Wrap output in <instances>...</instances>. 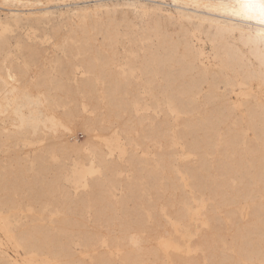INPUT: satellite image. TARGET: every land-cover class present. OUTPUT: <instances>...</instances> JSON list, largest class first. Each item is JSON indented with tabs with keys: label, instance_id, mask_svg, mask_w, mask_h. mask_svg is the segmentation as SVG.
I'll return each instance as SVG.
<instances>
[{
	"label": "bare ground",
	"instance_id": "6f19581e",
	"mask_svg": "<svg viewBox=\"0 0 264 264\" xmlns=\"http://www.w3.org/2000/svg\"><path fill=\"white\" fill-rule=\"evenodd\" d=\"M67 1L73 2L0 0V5L9 7L7 21L31 26L56 13L51 3ZM91 1L84 2L80 12L71 9L57 19L66 20V29L60 23L51 26L52 50L58 40L67 50L78 49L79 58L70 64L57 53L43 57L49 46L37 51V43L23 42L17 35L19 57L23 62L36 60L30 69L20 64L0 25V135L7 132L14 139L10 160L17 165L13 180L4 182L0 155V264H264V22L259 10L244 12L240 0ZM142 1L149 3L147 9L139 4ZM12 5L32 9L19 13L11 10ZM140 11L142 29L148 30L151 23L154 38L142 45L141 56L136 58L128 44L119 50L118 25L125 20L130 24V16L136 17ZM235 33L244 48L228 38ZM67 36L76 40V46L66 42ZM202 36L213 42V60L207 63L199 60L196 47ZM204 83L207 92L198 102L196 95ZM238 84L256 101L241 99L233 105ZM254 85H259L262 93L257 94ZM142 92L152 103L167 104L166 112L176 111L187 130L174 131L168 113L156 121L153 114L150 118L137 112L133 101L141 99ZM87 104L90 108L82 110ZM60 105L65 108L58 110ZM204 105H208V113L203 120L177 112ZM231 115H235V122L225 123ZM115 121L126 132L138 126L139 139H133L143 146L153 141L159 167L151 169L147 165L152 158L131 151L127 158L138 166L130 177H124L118 174L120 162L108 160L101 152L103 178L94 184L96 194L74 197L63 184L64 199L55 202L62 215L51 224L44 206L67 168L70 152L90 144L94 133ZM74 125L86 137L81 142L69 140ZM244 129L252 132L246 140L241 136ZM175 136L196 152V160H177L172 143ZM27 137L41 139L40 148L31 156L22 146ZM208 152L215 154L212 159ZM199 167L207 173L201 174ZM163 169L171 171L164 188L179 189L191 209V215L183 206L168 212L176 222L173 228L163 216L160 192L155 191L147 201L138 194L140 179L148 177L150 189L156 188L154 176ZM27 170H33L29 178ZM14 189L23 193L25 209L26 204L32 206V213L15 229L6 223L5 216V212L11 214L6 207L16 208V199L6 195ZM166 203H170L168 199ZM87 204L92 206L90 217L82 216ZM119 211L129 219L120 218L117 227L108 229ZM147 213L153 216L149 226L142 216ZM198 213L208 217L206 231L196 224ZM72 215L80 219L79 226L62 235L60 230L69 226ZM186 226L194 237L187 242L195 249L193 257L188 250L180 252ZM74 235L82 244L80 253L89 255L86 263L74 251ZM115 248L121 250L119 257L113 253Z\"/></svg>",
	"mask_w": 264,
	"mask_h": 264
},
{
	"label": "rangeland",
	"instance_id": "374dc122",
	"mask_svg": "<svg viewBox=\"0 0 264 264\" xmlns=\"http://www.w3.org/2000/svg\"><path fill=\"white\" fill-rule=\"evenodd\" d=\"M73 2L67 1L66 3L61 4H53L51 3L50 6L53 7V10L56 12L53 15H51L48 19H41L38 23H32L31 26H27L24 22H17L16 24H13L10 21H7V9L9 8L8 5H0V25L3 26V29L5 30L6 34L9 36V39L12 43L11 48L14 54V58L16 61H18L20 64L23 63L26 67L29 69L31 67H35L36 60L33 58H27L26 61L23 62L21 59V55L19 57V50L21 49L20 45L15 44L16 36H22L21 41L30 40L31 43H37V51L43 50V48H46L45 52H42V56L45 57L47 53L53 55L59 54L62 58V61L64 63L70 64L72 60H76L79 58V52L76 47L74 49H66V45L61 40H58L56 44L54 45L53 50L50 48V41L52 39L51 35V26L52 24H58L60 23L61 27L63 29L67 28L66 20L61 19L60 21L57 20L61 17H64L68 14V12L71 9H77L78 12H80V7L85 4L84 2H89V0L83 1L79 0L78 3H76V0H72ZM91 1V0H90ZM92 3V1L90 2ZM89 3V4H90ZM143 6L144 9H147L149 7V3L147 1H142L139 3ZM59 5V6H58ZM65 5V6H64ZM32 8H26L22 6H11L12 11H16L19 13H24L25 11L29 12ZM143 15V12H139L136 17L133 15H129L130 19H132V22L129 24L128 21H121L118 25L120 29L119 33V39L122 42V45H119V50L123 51V49L126 47V44L131 46L133 54L136 56V58H139L142 53V45L147 42H151L152 34L154 33V30L152 28V24L150 23L147 27L148 30H143L140 23V17ZM126 23L128 24V27H126ZM242 32H245V29L242 30ZM149 34V36H148ZM238 34H231L228 36L231 42L238 45L240 48H244L243 45L237 40ZM202 39L196 42V47L199 50V60L202 62H210L213 60V42L202 36ZM66 42L70 45L71 43L76 46V40L73 39L70 36L66 37ZM98 39H96V42ZM51 51H50V50ZM51 52V53H50ZM57 53V54H56ZM22 54V52H21ZM124 62V60H123ZM222 85H220L221 87ZM143 91V88H141ZM254 90L257 92V94L262 93V88L258 85H254ZM207 92L206 84H202L200 91L196 95V100L200 102L203 98V94ZM142 98L138 101H133L134 105L136 106L137 112H141L144 115H149L150 118L154 116L156 121H159L162 119L164 113H168V118L170 121V125L172 129L176 132H179L180 130H187V127L182 121V117H176V111H167V107L164 103L162 105H158L155 103H152L151 99L145 94V92H142ZM241 99H249L253 102L256 101V99L252 96H250L247 88L244 85H236L234 87V93L232 95L231 102L234 105H238L240 103ZM70 103H74V101H70ZM160 103V102H159ZM153 104V105H152ZM90 105H83L82 110L86 111ZM171 108L173 106V103L170 102L169 105ZM165 107V108H164ZM242 108V106L240 105ZM65 108L64 105L58 106V110H63ZM163 110H165L163 112ZM179 113V116H187L192 119L199 118L200 120H203L206 118L208 113V105L200 106L197 109H194L192 111L184 112V111H177ZM151 114L153 116L151 117ZM235 115L227 116L225 123H234L235 122ZM160 118V119H159ZM74 129V135L69 137V140L73 142L72 140L77 141H83L86 137L82 130L78 127V125L73 126ZM198 133H201V131H198ZM252 134L251 129H244L242 131V139L246 140V137ZM1 141L0 142V155L3 159V170H4V182L13 180L15 170H16V163L14 161L10 160V157L13 155V145H14V139L9 138V133L3 132L1 135ZM137 137L139 139V128L138 126L131 128L129 131H125L120 126L119 121H115L114 123H108L106 130H100L96 133H94L91 136L90 144H86L83 148L78 149L76 152H70V156L67 159V168L64 171L63 175L60 178V181L54 183V192L50 194V197L47 198L46 204L44 206V209L48 211L50 214V223H53L54 218L61 216V211L58 210V204L55 202L62 201L64 199V195L61 191V186L63 184L66 185V187L70 190L72 196H80L82 194H85L89 198L91 196H94L96 194V186L94 185L96 182L102 180V165H101V159L100 155L101 152L104 151L105 157H107L108 160H116L117 162H120L119 167V173H121L122 176H131V172L134 173V166L136 165L135 162L130 161L127 157L128 154L132 151L138 155H143L147 158H152L151 162L147 165L151 169H156L159 167V163L157 162L158 158L155 154V146L153 145V141H146L145 145L143 146L140 144V141L134 140L133 138ZM220 138V134H217L216 139L218 140ZM21 141V140H20ZM157 145L161 146L162 142H156ZM173 146L176 148L177 151V160L181 163H184L187 160L194 161L197 159V154L194 151L189 150V148L181 144L180 140L175 136L173 141ZM245 142H243L244 145ZM41 139H33L31 137H27L26 141L22 146L27 148L28 155H32L34 151H36L38 148H40ZM19 153L23 154V150L21 149ZM215 155V154H214ZM213 153L208 152L207 156L212 159L214 157ZM115 157V158H114ZM1 166V164H0ZM142 164H141V168ZM199 172L201 174H206L207 172L204 171L201 167H199ZM33 174V170H27L25 172L26 178H29L30 175ZM171 175V171L163 169L162 172L154 176L155 179V187H152L150 189V183L148 177L140 179L139 181V196L142 201H147V199H152L154 192H160L163 197V209L162 213L163 216L168 218V226L173 228L176 225V222L174 218H172V215H168V212L173 211V209H176L178 206H183L187 213L191 215V209L188 207V199L185 197H182L180 194L179 189L177 190H168L164 188V183L168 176ZM123 177V178H124ZM122 178V179H123ZM124 180V179H123ZM120 185V183L118 184ZM154 185V186H155ZM82 192V193H81ZM8 196L16 199V208H5V210H10L11 214L8 212H5V216L7 217V224H9L10 227L16 228L21 220H26L29 217V214L32 213L31 209L32 206L29 204H26L28 209H25V202L24 197H22L23 193L19 192L17 190H8L6 192ZM116 196L120 194V188L117 187L115 190ZM67 195V194H66ZM114 196V197H116ZM113 197V198H114ZM165 198V199H164ZM170 202L169 204L166 203V201ZM132 203L129 201L127 206H131ZM200 205V202H199ZM198 206V205H197ZM92 213V206L86 205L84 206L82 210V216L90 217ZM147 223V226L151 225L153 221V216L150 213L143 214L142 215ZM72 217L73 221L69 223V226H67L65 229L60 230V233L62 235H66L68 233H72L73 230L78 228L79 226V220L77 216L72 215L69 216ZM120 218H127L129 219V216H124L120 211L117 214L115 222H112L109 224L108 229H113L117 227V221ZM196 224L200 226L203 231H206L209 226L208 217L206 214L198 213L196 218ZM131 227V226H129ZM131 229V228H130ZM102 231V228H100ZM190 226H186L183 229V246L181 253L186 252L188 250V253L191 257L195 256V249L193 246L190 248L187 246V242L189 240H192L194 237L190 234ZM59 233V232H58ZM61 235L62 239L63 236ZM73 239L76 240V242L72 243V246L74 248V251L80 256V258L86 263L89 261V255L85 253H80L82 249V244L80 243L79 237L77 235L73 236ZM153 241V240H152ZM151 241V242H152ZM155 243V241L153 242ZM101 249V248H100ZM102 249H105L102 247ZM114 255L119 257L121 255V250L119 248H115L113 251ZM249 263V261H247ZM171 264V263H168Z\"/></svg>",
	"mask_w": 264,
	"mask_h": 264
},
{
	"label": "snow or ice",
	"instance_id": "6c2138e0",
	"mask_svg": "<svg viewBox=\"0 0 264 264\" xmlns=\"http://www.w3.org/2000/svg\"><path fill=\"white\" fill-rule=\"evenodd\" d=\"M240 7L246 13L258 9L260 18L264 22V0H259V2L257 0H240Z\"/></svg>",
	"mask_w": 264,
	"mask_h": 264
}]
</instances>
